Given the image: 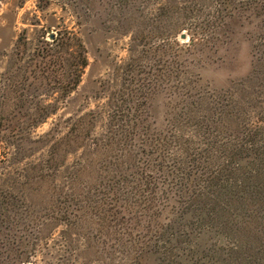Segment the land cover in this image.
Instances as JSON below:
<instances>
[{"label":"rangeland","instance_id":"1","mask_svg":"<svg viewBox=\"0 0 264 264\" xmlns=\"http://www.w3.org/2000/svg\"><path fill=\"white\" fill-rule=\"evenodd\" d=\"M168 1L0 0V97L10 83L9 77L18 85L13 86L10 96L14 101L6 109L13 115L9 123L12 130L18 129L26 113L39 110L36 104L40 99L58 110L36 128L21 125L24 131L7 132V137L16 135L14 141L20 143L24 138L17 135L31 139L22 145L34 153L31 158H19L16 146L8 141L0 144V264H104L102 259L108 258L105 255L87 253L83 230L68 236L64 225L40 228L46 221L41 197L34 198L31 205L23 193H10L9 186L21 182L26 165L47 156L48 147L40 139L50 132L63 137L75 120L93 113L97 123L94 137L100 136L108 123L109 97L129 88L137 74L142 82L153 79L160 84L150 102V121L158 134L175 131L182 137L183 145L174 146L172 156L185 161L186 172L203 182V175L207 179L218 177L219 181L205 194L219 191L229 185L227 181L233 182V175L241 167L231 159L236 147L247 149V171L254 169L255 158L262 159L250 153L258 148L264 155V0H173L177 9L166 15L161 7ZM73 35L86 46L89 66L79 87L68 95L73 77L68 49ZM56 38L61 46H57ZM168 45L172 53L164 57L160 50ZM133 57L137 59L133 62L138 65L134 66L136 73L127 67ZM168 63H173L170 80L166 74ZM188 104L200 111L196 123L184 114ZM240 104L244 109L241 113ZM206 109L212 113L206 114ZM176 114L180 116L177 128L172 122ZM226 119L233 121L234 132L223 127ZM253 133L258 135L255 142L250 140ZM134 149L138 154L139 145ZM81 153L70 154L67 166ZM186 153L192 158L185 160ZM63 171L58 174L59 185L64 180ZM203 182L197 184L198 192L205 191ZM165 190H170L173 198L176 192L166 185L158 190L161 207L168 209L163 216L167 224L175 212L168 207ZM10 201L16 205L9 207ZM181 209V215H193V226L179 223L176 233H168L176 243L167 246L160 240L159 252L148 253L142 264H235L230 256L237 250V241L219 225L200 223V207L183 205ZM30 211L42 218L25 228L32 221ZM4 214L11 218L2 220ZM140 217L139 228L132 224L131 216L123 219V227H149L146 216ZM90 232L98 241L99 234ZM140 234H136L135 242L144 240H138ZM19 239L27 245L24 255L31 257L27 262L11 254ZM95 245L104 254L103 244ZM107 263L136 264L122 254Z\"/></svg>","mask_w":264,"mask_h":264},{"label":"trees","instance_id":"2","mask_svg":"<svg viewBox=\"0 0 264 264\" xmlns=\"http://www.w3.org/2000/svg\"><path fill=\"white\" fill-rule=\"evenodd\" d=\"M175 9L177 7L173 0L161 7L166 15ZM168 23L172 27L171 22ZM173 28L178 31L176 25ZM55 42L58 43L57 46H61L59 38ZM69 46L68 55L72 61L70 65L73 77L67 87L68 95L79 87L82 74L89 66L88 51L82 40L73 35ZM160 51L164 57L172 53L169 45ZM132 54L135 57V50H132ZM134 57L127 63L132 73L135 72L134 66H138L133 63L137 61ZM172 67L173 63L166 65L168 80ZM138 76L137 74L131 80L129 88L119 91L118 98V94L109 97L108 123L100 136L94 137L97 123L94 114L87 113L74 121L65 136L57 138L52 131L41 138L40 142H45L48 147L47 156L26 165L22 171L21 182L11 183L9 186L10 193H23L25 200L31 205L34 204V198L41 197L40 204L45 210L43 213L46 221L40 228L64 225L68 236L78 229L83 230L89 246L87 253L102 255L103 258L105 255L108 258L102 259L104 264H109L108 259L118 254L124 255L127 260H134L136 264H142L148 253L159 252L160 240L167 246L175 244L176 241L170 239L168 233H176L179 223H186L187 227L193 226L194 217L191 213L181 215L183 205L200 207L203 209L198 215L200 223L219 225L237 241V250L230 256L235 264H264V155L260 153L261 150L255 148L250 153V156L256 155L262 159L255 158L254 169L247 171V149H243V145L236 147L231 159L241 166L237 169L238 173L233 175L237 178L233 177V182L227 181L229 185H223L219 191L205 194L207 189H212L219 181L218 177L207 179V175H203L206 178L203 182L200 177L186 172L185 161L172 156L171 149L177 144L183 145L182 137L175 131L172 134L160 131L158 134L150 121V106L160 84L153 79L142 82ZM8 82L10 83L0 97V144L8 141L15 145L19 158L26 160L34 153L23 149L22 145L32 142L31 139L25 134L17 135L24 138L20 143L18 140L14 141L16 135L7 137V132L13 134L24 131L21 125L36 128L57 114L58 110L56 106L40 99L36 104L39 110L26 113L18 129L12 130L9 123L13 115L7 113L6 109L14 101L10 96L12 88L18 85L15 83L17 81L13 82L12 77H9ZM243 110V105L240 104L238 112ZM199 112L198 107L188 104L184 114L189 116L192 123H196ZM205 113L210 115L212 111L206 109ZM179 120L180 116L176 114L172 120L176 122V128L180 124ZM224 124L226 131L234 132L231 127L233 121L226 119ZM257 138L256 133L250 135L251 142H255ZM135 145H139L138 154L134 153ZM80 151L82 153L79 159L67 166L68 156ZM186 155L185 160L187 157L192 158L189 153ZM62 170L64 180L59 185L58 174ZM200 182L205 184V191L202 193L196 190ZM163 185L176 192L175 198L170 196V190L163 192L168 198V207L170 205L172 212H175L171 214L167 224H164L163 216L168 209L161 207L157 198L158 190ZM10 205L15 206L16 202L10 201L9 207ZM30 214L32 221L25 228H31L34 223L38 224L42 218L38 212L30 211ZM139 215L146 216L149 227L136 230L141 219ZM128 216H131L132 224H136L137 228L123 227L122 221ZM10 218L8 214L1 216L2 220ZM91 230L99 234L98 241L91 235ZM137 233H141L138 240H144L135 242ZM96 242L103 244L104 254L96 247ZM128 242L129 247L126 246ZM26 249L25 241L19 239L11 254L21 262H27L31 257L24 255Z\"/></svg>","mask_w":264,"mask_h":264},{"label":"water","instance_id":"3","mask_svg":"<svg viewBox=\"0 0 264 264\" xmlns=\"http://www.w3.org/2000/svg\"><path fill=\"white\" fill-rule=\"evenodd\" d=\"M185 38H186V35L183 34V35H182V39H185Z\"/></svg>","mask_w":264,"mask_h":264}]
</instances>
